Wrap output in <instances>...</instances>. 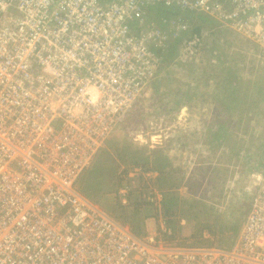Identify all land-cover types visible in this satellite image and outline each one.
Listing matches in <instances>:
<instances>
[{
  "label": "built area",
  "instance_id": "2783aa9c",
  "mask_svg": "<svg viewBox=\"0 0 264 264\" xmlns=\"http://www.w3.org/2000/svg\"><path fill=\"white\" fill-rule=\"evenodd\" d=\"M157 3L215 14L264 57V0H0V264H264V169L228 248L139 236L79 188L162 65Z\"/></svg>",
  "mask_w": 264,
  "mask_h": 264
},
{
  "label": "rangeland",
  "instance_id": "374dc122",
  "mask_svg": "<svg viewBox=\"0 0 264 264\" xmlns=\"http://www.w3.org/2000/svg\"><path fill=\"white\" fill-rule=\"evenodd\" d=\"M172 11L188 29L148 19L162 34V65L78 185L102 206L126 186L129 208L153 207L147 226L159 228V204L172 239L228 248L264 169V57L215 14Z\"/></svg>",
  "mask_w": 264,
  "mask_h": 264
},
{
  "label": "crops",
  "instance_id": "0c3cea01",
  "mask_svg": "<svg viewBox=\"0 0 264 264\" xmlns=\"http://www.w3.org/2000/svg\"><path fill=\"white\" fill-rule=\"evenodd\" d=\"M81 177H84V176L82 175ZM81 177H80V179H81ZM115 185L116 184L114 183V186ZM116 188L117 187H115L113 189V192H112L113 200H114V202H113L114 206L108 205V204L107 205L103 204V206H102L101 205L102 201L95 200L93 198L92 199L96 202L97 205H99L107 213H109L110 215L118 218L119 221L123 225H125L128 229H130L132 232H134L135 234H137L139 236H143L145 238H151V237H154L156 235V233H161V235H163L167 239H172L173 238V236L175 235L173 233H170V235H167V233L161 232L159 228H158L159 230L158 229L156 230V228H152L153 225L155 224V223H153V221L155 222V220H153L154 219L153 218L154 217V210H153L152 206H151L152 207L151 209H150V205H148V207L143 208V209L138 208V206H135V207L132 206V207L129 208L130 204L129 203L127 204V194L125 196L126 199L125 200H121L119 197L116 196V192H115ZM112 194H110V195H112ZM152 211H153V213H151ZM129 212L131 214L130 215L131 218L132 217L135 218V221H136V224H135V226L133 228L132 227L130 228L127 225L128 223H130V222H128L129 219H130L129 218ZM152 214H153V216H152ZM148 220H152V223H153L152 227L151 226H147ZM152 229H153V231H152ZM148 230L151 231V232H149ZM189 243L193 244V245L195 244L194 242L193 243L189 242Z\"/></svg>",
  "mask_w": 264,
  "mask_h": 264
},
{
  "label": "trees",
  "instance_id": "16d2710c",
  "mask_svg": "<svg viewBox=\"0 0 264 264\" xmlns=\"http://www.w3.org/2000/svg\"><path fill=\"white\" fill-rule=\"evenodd\" d=\"M172 14H173V11H169V10L167 11V9L165 7H163L161 4H156L154 7H151V11H150V13H148V18L150 19V18L156 17L155 19H157L158 17L159 18L163 17V16L168 17V16H171ZM176 14H177V12H176ZM153 15H154V17H153ZM80 189L83 191L82 187ZM130 192H131V190H129V193ZM165 213L171 214V212H169V211H165Z\"/></svg>",
  "mask_w": 264,
  "mask_h": 264
}]
</instances>
